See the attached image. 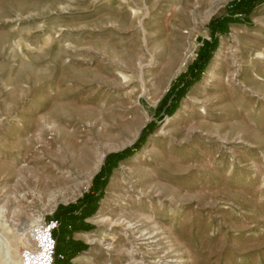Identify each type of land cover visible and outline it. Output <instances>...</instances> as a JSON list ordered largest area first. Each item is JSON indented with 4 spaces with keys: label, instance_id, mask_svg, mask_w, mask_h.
Listing matches in <instances>:
<instances>
[{
    "label": "rangeland",
    "instance_id": "obj_1",
    "mask_svg": "<svg viewBox=\"0 0 264 264\" xmlns=\"http://www.w3.org/2000/svg\"><path fill=\"white\" fill-rule=\"evenodd\" d=\"M233 1L0 0V264L37 220L78 215L143 133L100 175L96 211L58 226L57 254L264 264V0Z\"/></svg>",
    "mask_w": 264,
    "mask_h": 264
},
{
    "label": "trees",
    "instance_id": "obj_2",
    "mask_svg": "<svg viewBox=\"0 0 264 264\" xmlns=\"http://www.w3.org/2000/svg\"><path fill=\"white\" fill-rule=\"evenodd\" d=\"M260 1H262V0H236V1H233L231 4H229L228 13L229 14H234L237 12L238 13H246L250 10V8L254 4H256ZM226 22H227V17H221L218 20H215V19L210 20V22H209V24H211V31L210 32L213 34L216 29H218L219 31L225 30ZM212 24H214V25H212ZM215 42H216L215 36H213L212 40H210V41L203 40L202 47L200 48V50L198 52L197 58H196L194 64H192V67L197 68L195 70L196 75H197V72H199L203 63L207 60V58L209 56L210 48H212L215 45ZM196 75L194 74V78L197 77ZM182 92H183V89L181 91H179V94L174 96V98L171 100V102H170L171 103L170 104L171 109L168 110L169 113H171L172 110L174 109L175 105L177 104L178 99L182 96ZM145 136H146V134L143 133L140 136V138L138 139V141L136 143H134L132 146L125 148L121 152H118L115 154H110L107 157L106 163H105L106 165L107 164L108 165H107V167L106 166L104 168L102 167V169L100 171V175H107V172H109L110 171L109 169H111V167L114 166L116 160L130 156L133 153V151L139 147L140 143L144 140ZM106 170H108V171H106ZM100 175H97L93 180V192L91 194L89 193V194L84 195V197L82 198V200L79 204L80 206L73 207L74 210H76V208L81 207L80 208L81 212L78 213V215L75 216L71 212L65 213L61 217L53 215L52 218L57 220L59 226L63 225L66 222V223H70L69 225H71L70 227H72V229H76L75 223L77 221H83L85 218L89 217L90 215H92L96 211L98 200L101 198V196L103 194V187L105 186V183H106V179H104L102 181L99 179ZM54 232H56V230ZM77 251L78 250H76V249L69 250L66 253V255L64 256V260L59 261L56 259L54 264H56V263L57 264H68L69 260L77 253Z\"/></svg>",
    "mask_w": 264,
    "mask_h": 264
},
{
    "label": "built area",
    "instance_id": "obj_3",
    "mask_svg": "<svg viewBox=\"0 0 264 264\" xmlns=\"http://www.w3.org/2000/svg\"><path fill=\"white\" fill-rule=\"evenodd\" d=\"M59 224L57 220L40 219L24 232L27 245L20 252L18 264H54L56 259H64L55 249L53 233Z\"/></svg>",
    "mask_w": 264,
    "mask_h": 264
},
{
    "label": "bare ground",
    "instance_id": "obj_4",
    "mask_svg": "<svg viewBox=\"0 0 264 264\" xmlns=\"http://www.w3.org/2000/svg\"><path fill=\"white\" fill-rule=\"evenodd\" d=\"M219 53H220V51H219ZM219 53L217 54V56H216V60H215V63H214V65H213V68H214L215 70H218L219 67H220V65L217 64V62H218V60H219V55H220ZM227 77L233 79V78H234V75H232L231 73H228V76H227Z\"/></svg>",
    "mask_w": 264,
    "mask_h": 264
},
{
    "label": "crops",
    "instance_id": "obj_5",
    "mask_svg": "<svg viewBox=\"0 0 264 264\" xmlns=\"http://www.w3.org/2000/svg\"><path fill=\"white\" fill-rule=\"evenodd\" d=\"M73 260H74V259H73ZM74 262H75V264H81V263H80V259H76Z\"/></svg>",
    "mask_w": 264,
    "mask_h": 264
}]
</instances>
